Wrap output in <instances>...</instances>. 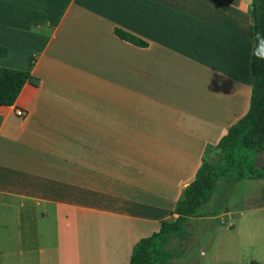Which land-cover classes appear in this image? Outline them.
I'll return each mask as SVG.
<instances>
[{
  "label": "crops",
  "instance_id": "crops-1",
  "mask_svg": "<svg viewBox=\"0 0 264 264\" xmlns=\"http://www.w3.org/2000/svg\"><path fill=\"white\" fill-rule=\"evenodd\" d=\"M252 1L0 0V67L33 77L0 107V264H130L178 217L250 109ZM207 218L198 264H264V206Z\"/></svg>",
  "mask_w": 264,
  "mask_h": 264
},
{
  "label": "trees",
  "instance_id": "trees-1",
  "mask_svg": "<svg viewBox=\"0 0 264 264\" xmlns=\"http://www.w3.org/2000/svg\"><path fill=\"white\" fill-rule=\"evenodd\" d=\"M252 21L254 86L248 113L222 137L216 157L206 161L197 180L185 188L175 209L178 217L164 220L159 232L141 239L133 249L130 264L170 262L174 253L166 248L169 239L185 235L189 220L201 216L200 210L210 202L220 179L229 178L233 182L264 180V165L259 167L257 164L258 157L264 153V0L252 1ZM114 33L128 43L148 47L146 41L123 29L115 28ZM28 82H33L29 71L0 67V107L14 105ZM260 197L259 206L263 207L264 188Z\"/></svg>",
  "mask_w": 264,
  "mask_h": 264
},
{
  "label": "rangeland",
  "instance_id": "rangeland-1",
  "mask_svg": "<svg viewBox=\"0 0 264 264\" xmlns=\"http://www.w3.org/2000/svg\"><path fill=\"white\" fill-rule=\"evenodd\" d=\"M263 157L264 153L258 157L257 164L259 167L264 165ZM261 158L262 161H260ZM234 186V188L228 186L225 179H221L210 202L200 210V213L206 216L199 220H191L184 236L169 241L166 246L167 249L181 255L179 260L172 261L173 264H198L201 259L202 248L205 246L207 248L210 245L216 236V230L220 229L216 226L217 220H209L207 215L218 210L222 212H226L227 209L238 211L247 206L259 205L264 180H242L235 183ZM234 217L236 218L235 215ZM224 222L227 221L224 220Z\"/></svg>",
  "mask_w": 264,
  "mask_h": 264
},
{
  "label": "built area",
  "instance_id": "built-area-1",
  "mask_svg": "<svg viewBox=\"0 0 264 264\" xmlns=\"http://www.w3.org/2000/svg\"><path fill=\"white\" fill-rule=\"evenodd\" d=\"M17 115L20 117L24 116V112L22 110L17 111Z\"/></svg>",
  "mask_w": 264,
  "mask_h": 264
}]
</instances>
